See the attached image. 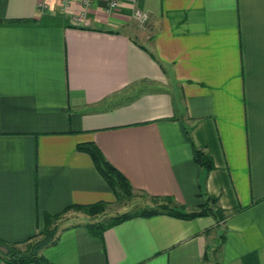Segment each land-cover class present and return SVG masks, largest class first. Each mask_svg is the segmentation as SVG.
Segmentation results:
<instances>
[{
	"label": "crops",
	"instance_id": "1",
	"mask_svg": "<svg viewBox=\"0 0 264 264\" xmlns=\"http://www.w3.org/2000/svg\"><path fill=\"white\" fill-rule=\"evenodd\" d=\"M39 2L0 0V239L116 203L79 149L93 143L135 194L217 200L223 218H135L102 240L83 220L42 251L50 264H264V0Z\"/></svg>",
	"mask_w": 264,
	"mask_h": 264
},
{
	"label": "trees",
	"instance_id": "2",
	"mask_svg": "<svg viewBox=\"0 0 264 264\" xmlns=\"http://www.w3.org/2000/svg\"><path fill=\"white\" fill-rule=\"evenodd\" d=\"M79 149L92 158L97 170L114 192L116 203L113 205L105 202L87 206L74 205L60 214L45 215L43 231L24 242L13 243L0 239V259L6 264H50L43 256L42 251L58 242L56 221L63 214L70 210H76L95 217L105 214L108 208L113 206H126L134 198L135 191L130 182L106 160L97 145L93 143L84 144ZM194 160L208 172L214 167L211 157L195 147ZM150 199L155 206L143 209L136 208L107 220L92 222L86 225V229L92 236L102 240L107 230L135 218H150L157 215H168L187 221L202 217H219L218 219L221 220L223 218L217 200L209 199L199 210L188 211L185 207L176 204L171 197H150Z\"/></svg>",
	"mask_w": 264,
	"mask_h": 264
},
{
	"label": "rangeland",
	"instance_id": "3",
	"mask_svg": "<svg viewBox=\"0 0 264 264\" xmlns=\"http://www.w3.org/2000/svg\"><path fill=\"white\" fill-rule=\"evenodd\" d=\"M155 206V204L151 201L149 197H146L140 193L134 195V198L126 205H117L111 208H108L105 214L98 215L95 217L88 216L80 211L70 210L67 213L63 214L57 221H56V228L57 232L59 233L64 227L77 224L83 220H92L96 221H103L109 218L121 215L125 212L134 209H143V208H150Z\"/></svg>",
	"mask_w": 264,
	"mask_h": 264
},
{
	"label": "built area",
	"instance_id": "4",
	"mask_svg": "<svg viewBox=\"0 0 264 264\" xmlns=\"http://www.w3.org/2000/svg\"><path fill=\"white\" fill-rule=\"evenodd\" d=\"M60 1L61 2L59 4V7L65 11L69 9L73 0H60ZM137 1L138 0H132V4H135ZM106 2L108 6L107 7L108 12L117 11L121 7V4H122V0H106ZM91 3H92V0H83V4L86 7H89ZM38 8L41 13L50 12L52 10L50 6V0H40L38 4ZM134 18L136 19L138 25L143 28L149 22L150 16L147 12L143 11L142 9L134 8ZM84 21H85V13L76 15L73 18V22L77 25L83 24Z\"/></svg>",
	"mask_w": 264,
	"mask_h": 264
}]
</instances>
